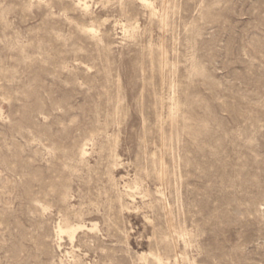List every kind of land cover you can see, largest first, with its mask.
<instances>
[{
	"label": "rangeland",
	"instance_id": "obj_1",
	"mask_svg": "<svg viewBox=\"0 0 264 264\" xmlns=\"http://www.w3.org/2000/svg\"><path fill=\"white\" fill-rule=\"evenodd\" d=\"M0 264H264V0H0Z\"/></svg>",
	"mask_w": 264,
	"mask_h": 264
},
{
	"label": "bare ground",
	"instance_id": "obj_2",
	"mask_svg": "<svg viewBox=\"0 0 264 264\" xmlns=\"http://www.w3.org/2000/svg\"><path fill=\"white\" fill-rule=\"evenodd\" d=\"M161 165H162V164H161ZM161 168H162V167H161ZM162 171H163V170H162ZM160 175H161V173H160ZM160 175H159V176H160ZM156 178H157V177H156ZM156 178H155V179H156ZM160 178H162V177H160ZM160 178H159V179H160ZM161 180H162V179H161ZM161 180L159 181V183L161 182ZM163 182H164V181H163ZM159 185H160V184H159ZM162 185H163V184H162ZM162 185H160V186H162ZM158 188H159V187H158ZM160 188H161V187H160ZM158 190H159V189H158ZM158 190H157V191H158ZM161 190H163V189H161ZM163 191H164V190H163ZM158 193H159V191H158ZM162 193H163V192H162ZM156 194H157V193H156ZM160 194H161V193H160ZM161 196H164V195H161ZM158 197H159V196H158ZM164 198H165V197H164ZM162 199H163V198H162ZM160 200H161V199H160ZM161 202H164V201H160V203H161ZM165 202H166V201H165ZM163 204H166V203H163ZM166 205H168V203H167ZM166 205H165V206H166ZM161 206H162V205H161ZM161 206H160V207H161ZM150 207H151V206H150ZM168 208H169V207H168ZM163 209H164V208H163ZM166 209H167V207H166ZM167 212H168V211H167ZM161 214H162V213H161ZM166 215H167V214H166ZM167 218H168V217H167ZM168 220H169V218H168ZM148 221H149V220H148ZM169 222H170V221H169ZM164 224H165V222H164ZM167 224H168V223H167ZM168 225H169V224H168ZM171 225H172V224H171ZM166 226H167V225H166ZM167 227H168V226H167ZM170 228H171V227H170ZM170 228H168V229H170ZM169 231H171V230H169ZM173 232H174V231H173ZM179 232H180V231H179ZM171 233H172V232H171ZM174 233H175V232H174ZM165 235H166V234H165ZM168 236H169V235H168ZM180 236H181V234H180ZM162 237H163V236H162ZM165 237H166V236H164L163 238H165ZM176 237H177V236H176ZM167 238H168V237H167ZM181 238H182V237H181ZM172 239H173V237H172ZM175 239H177V238H175ZM177 240H178V239H177ZM161 241H162V240H161ZM163 241L165 242L164 239H163ZM164 242H163V243H164ZM167 242H168V241H167ZM167 242H166V243H167ZM169 242H170V241H169ZM171 243H172V241H171ZM173 243H174V242H173ZM156 257H157V256H156ZM159 257H160V256H159ZM154 258H155V257H154ZM140 259H141V258H140ZM157 259H158V257H157ZM142 260H143V259H142ZM158 260H159V259H158ZM153 262H154V261H153ZM159 263H160V262H159Z\"/></svg>",
	"mask_w": 264,
	"mask_h": 264
}]
</instances>
